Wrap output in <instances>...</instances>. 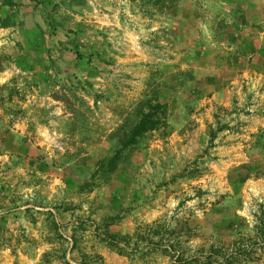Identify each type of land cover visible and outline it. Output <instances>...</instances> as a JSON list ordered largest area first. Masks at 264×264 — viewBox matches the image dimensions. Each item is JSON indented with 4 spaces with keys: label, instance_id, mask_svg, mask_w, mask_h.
<instances>
[{
    "label": "rangeland",
    "instance_id": "obj_1",
    "mask_svg": "<svg viewBox=\"0 0 264 264\" xmlns=\"http://www.w3.org/2000/svg\"><path fill=\"white\" fill-rule=\"evenodd\" d=\"M0 264H264V0H0Z\"/></svg>",
    "mask_w": 264,
    "mask_h": 264
},
{
    "label": "trees",
    "instance_id": "obj_2",
    "mask_svg": "<svg viewBox=\"0 0 264 264\" xmlns=\"http://www.w3.org/2000/svg\"><path fill=\"white\" fill-rule=\"evenodd\" d=\"M162 108V105H156V106H153L151 108V110L149 111V113L145 114L141 121L138 123V125L135 127L134 131L135 132L133 134V136H135L136 134L144 131V130H147V129H150L151 127H154L156 125V123L158 122V118L157 117V112L159 111V109ZM128 144V142L126 143Z\"/></svg>",
    "mask_w": 264,
    "mask_h": 264
}]
</instances>
